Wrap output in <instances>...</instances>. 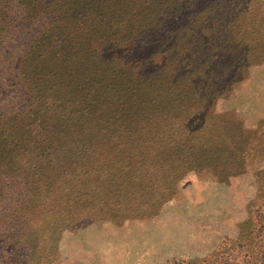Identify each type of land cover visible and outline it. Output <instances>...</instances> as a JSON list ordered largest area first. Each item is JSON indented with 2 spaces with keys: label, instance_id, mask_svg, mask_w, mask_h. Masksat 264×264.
I'll return each mask as SVG.
<instances>
[{
  "label": "rangeland",
  "instance_id": "1",
  "mask_svg": "<svg viewBox=\"0 0 264 264\" xmlns=\"http://www.w3.org/2000/svg\"><path fill=\"white\" fill-rule=\"evenodd\" d=\"M214 1L224 18L235 11L232 26L204 33L192 21L183 57L163 67L157 87L146 75L136 92L125 91L129 78L105 79L94 54L82 59L86 45L65 79L48 62L30 84L21 58L30 31L12 33L0 54V264H264V152L244 159L221 131L228 125L237 144L264 119V55L229 79L202 85L196 75L207 50L264 53V0ZM226 35L236 41L216 42ZM109 83L125 87L104 89ZM72 85L79 95L65 92ZM43 116L50 121L38 136L26 124ZM190 139L208 147L197 152Z\"/></svg>",
  "mask_w": 264,
  "mask_h": 264
},
{
  "label": "trees",
  "instance_id": "2",
  "mask_svg": "<svg viewBox=\"0 0 264 264\" xmlns=\"http://www.w3.org/2000/svg\"><path fill=\"white\" fill-rule=\"evenodd\" d=\"M195 9L198 10L194 15ZM234 12L228 11L229 17H222L218 4L214 0H0V54L7 49L12 33L27 27L30 31L27 35L30 41L21 58L24 59L25 66L23 73H30L29 76H25L29 78L30 84L36 82L35 78H39L37 69L48 62L55 63L58 67L57 74L61 79H65L66 66L74 60L78 51L77 45H86L87 49L82 50L84 54L80 53L82 59H90L94 54V57L102 59L100 64L106 75L105 79L129 78L125 91L136 92L137 86H147L144 81L146 75L151 80L156 79L154 83L157 87L160 82L157 76L163 72V67L183 57L178 52L179 44L190 39L188 34L190 25L194 28H197L195 24L203 26L204 33L218 26V33H222L232 26L229 21L234 20ZM51 17L56 22H63V26L47 28L46 21ZM196 17L200 19L196 20ZM238 20L239 17L237 22ZM134 32H138V37L134 36ZM168 33L172 34L170 37L172 43L164 47V38ZM186 36H188L187 39H185ZM221 41L229 43L236 40L226 35L216 40L217 43ZM192 51L194 52L195 49ZM244 52L245 50L241 51V49L202 52V55L206 56L205 62H203L202 71L196 74L200 76L201 84L207 85L215 79H224L222 77L229 79L240 67L242 68V63L246 66L251 58L264 55L257 50ZM189 57L182 64H188L189 59H193L192 55ZM253 62L255 63L254 60ZM145 66L148 67L147 73L143 71ZM136 69L139 71L136 72ZM223 70L226 72L224 75ZM177 75L178 73H171L169 77ZM25 86L30 88L29 84ZM111 87L113 91H119L125 86L109 83L104 89ZM42 90L46 94H64V91L60 92L53 86L44 85ZM65 92L71 96L79 95L75 85ZM210 95L203 94V98L207 99ZM52 97L59 99L57 96ZM35 98L37 101L47 100L49 105L59 104L54 99H44L43 94H35ZM141 100L145 102L144 95ZM130 108H136L135 104L133 103ZM66 112L65 107L64 113ZM49 121L50 117L45 119L43 116L41 119L38 117L37 120L29 121L26 125L32 128L30 131L43 136ZM229 123L234 124L230 120ZM227 128L228 125L223 127L221 125V131L226 130L223 142L231 151L242 155L244 159L251 156L254 151L264 152V149H261V145H264V119L258 122L255 132L247 135L248 139L257 138L254 141L242 135L241 139L244 140L234 144L238 134L230 138L227 136L229 134ZM2 130L0 125V131ZM190 140L198 146L197 152H201V148L208 147L201 145V142L197 140ZM263 157L260 156L259 159ZM217 158L222 159V156ZM263 175L264 169L257 174L260 177L261 190L264 186ZM249 226L247 232L256 238L258 224L254 225L252 222ZM258 233L260 234V230Z\"/></svg>",
  "mask_w": 264,
  "mask_h": 264
}]
</instances>
